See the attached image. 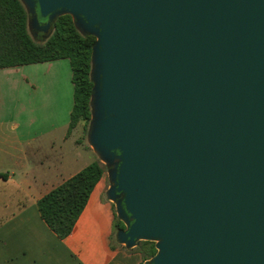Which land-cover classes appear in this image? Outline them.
<instances>
[{
  "label": "water",
  "instance_id": "95a60500",
  "mask_svg": "<svg viewBox=\"0 0 264 264\" xmlns=\"http://www.w3.org/2000/svg\"><path fill=\"white\" fill-rule=\"evenodd\" d=\"M95 38L86 141L144 264H264V0H19ZM38 17L46 19L40 24Z\"/></svg>",
  "mask_w": 264,
  "mask_h": 264
},
{
  "label": "crops",
  "instance_id": "0c3cea01",
  "mask_svg": "<svg viewBox=\"0 0 264 264\" xmlns=\"http://www.w3.org/2000/svg\"><path fill=\"white\" fill-rule=\"evenodd\" d=\"M71 76L67 59L0 69V254L7 264H144L112 241L106 170L69 236L40 217L37 202L97 159L79 125L68 134Z\"/></svg>",
  "mask_w": 264,
  "mask_h": 264
},
{
  "label": "trees",
  "instance_id": "16d2710c",
  "mask_svg": "<svg viewBox=\"0 0 264 264\" xmlns=\"http://www.w3.org/2000/svg\"><path fill=\"white\" fill-rule=\"evenodd\" d=\"M27 22L28 15L19 0H0V69L67 59L74 87L68 134L81 125L87 135L93 88L90 61L95 38L81 35L72 18L63 15L54 21L50 35L38 42L31 38ZM105 170L96 159L37 202L41 219L59 239L70 235ZM121 229L124 225L119 220V224H114V233ZM133 249L141 254L144 261L150 260L157 252L155 243L149 241H141Z\"/></svg>",
  "mask_w": 264,
  "mask_h": 264
},
{
  "label": "rangeland",
  "instance_id": "374dc122",
  "mask_svg": "<svg viewBox=\"0 0 264 264\" xmlns=\"http://www.w3.org/2000/svg\"><path fill=\"white\" fill-rule=\"evenodd\" d=\"M39 21V19H38ZM42 21H39V23H41ZM28 32L31 36L32 39H34L35 41H42L43 39L47 38L49 34L47 35H43L41 34L42 32H39V31H36L34 28H30L28 27ZM80 128L76 131L77 133L80 134V137L83 138V139H86V134L83 132V127L81 125H79ZM78 127V126H77ZM73 131V130H72ZM74 134V137L76 136V133ZM115 223L116 224H119V219L116 217L115 219ZM112 241L115 243V233L113 234L112 236ZM5 254H0V264H7V260L6 258L4 257Z\"/></svg>",
  "mask_w": 264,
  "mask_h": 264
},
{
  "label": "flooded vegetation",
  "instance_id": "af4514ba",
  "mask_svg": "<svg viewBox=\"0 0 264 264\" xmlns=\"http://www.w3.org/2000/svg\"><path fill=\"white\" fill-rule=\"evenodd\" d=\"M45 22H46V19H44L40 24H44ZM41 34H43V32Z\"/></svg>",
  "mask_w": 264,
  "mask_h": 264
}]
</instances>
